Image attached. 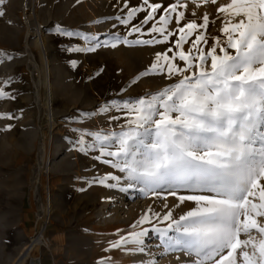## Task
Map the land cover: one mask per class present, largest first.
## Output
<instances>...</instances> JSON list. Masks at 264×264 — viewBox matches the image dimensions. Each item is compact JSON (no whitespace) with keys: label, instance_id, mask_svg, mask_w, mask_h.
I'll use <instances>...</instances> for the list:
<instances>
[{"label":"rangeland","instance_id":"obj_1","mask_svg":"<svg viewBox=\"0 0 264 264\" xmlns=\"http://www.w3.org/2000/svg\"><path fill=\"white\" fill-rule=\"evenodd\" d=\"M40 1L38 17L51 68L52 122L47 116L42 58L32 29L29 31L26 20L12 15L11 0L0 5L4 11L0 16V53L11 57L0 61V87L12 78L4 87L11 98L0 100V113H10L13 117L0 119V264H14L38 232L44 233L45 241L31 251L26 264H36L38 258L43 264H122L130 254L128 245L113 248V242L147 227L144 241L152 246L155 236L161 237L153 228L167 227L168 222L162 223L155 216L151 223L138 225L143 215L156 213L162 218L166 211H171L174 218L179 217L183 214L178 206L180 202L172 200L202 193L175 189L176 195H171V190L164 189L157 190L159 195H153L145 193L139 185L129 187L126 179L119 181L127 185V191L120 193L119 184L106 187L95 182V178L109 173L119 177H124V173L98 159V148L81 152L78 143L81 130L104 134L126 130V110L112 107L109 102L145 97L178 82L180 75L141 74L154 63L157 53L167 52L171 57L178 51L175 47L178 28L193 20L203 23L205 13L209 24L206 31H199L204 32L207 44L199 46L207 51L215 37L223 41L220 29L224 17L217 9L230 0H217L216 4L180 0L181 4H187V9L178 8L185 11V19L178 25L173 14L168 29L175 35L167 43L126 45L121 42L115 48L97 47L93 52L71 51L90 46V42L80 35H64L61 30L97 36L101 43L114 37L129 41L154 36L159 39L158 34H149V29L176 0H149L161 8L148 24L141 23L150 11L143 0ZM141 6L147 10L137 12L128 24L117 19L126 18L130 9ZM135 26H140L143 34L132 32ZM193 40L195 34L183 45L185 52L192 47ZM175 63L184 67L178 58ZM104 106H108V111H99ZM8 125L12 127L6 131ZM84 139L86 143H94L92 137ZM46 156L47 159L52 156L49 170L44 167ZM116 183L108 181V184ZM185 202L191 208L195 206L194 202ZM115 216L124 221L118 222ZM258 219L264 223V217ZM163 258L158 255L159 260Z\"/></svg>","mask_w":264,"mask_h":264},{"label":"snow or ice","instance_id":"obj_2","mask_svg":"<svg viewBox=\"0 0 264 264\" xmlns=\"http://www.w3.org/2000/svg\"><path fill=\"white\" fill-rule=\"evenodd\" d=\"M5 2L0 0V5ZM203 2L216 4L217 0ZM143 5L150 11L141 23L148 24L161 5L149 0H143ZM181 7L187 9V4L176 0L151 26L149 34L156 33L159 39L154 36L129 41L114 37L101 43L97 36L67 30L61 33L80 35L90 42V46L70 49L76 52L115 48L121 42L167 43L175 35L168 29L173 14L178 25L185 19V11H178ZM147 9L132 8L126 18L117 19L128 24L137 12ZM217 12L224 17L220 29L223 41L215 37L207 51L199 46L207 44L204 32L199 31L207 30L206 13L203 23L193 20L179 27L175 41L178 51L171 57L167 52L157 53L154 63L141 74L180 75L178 82L145 97L109 102L112 107L126 110L127 129L108 134L81 130L79 150L98 148V159L124 173V177L109 173L95 178L106 187H116L126 179L129 187L139 185L153 195L164 189L171 190V195H176L175 189L202 193L178 196L181 204L190 201L195 205L178 218L171 211L162 218L146 213L137 222L151 223L152 216L168 222L166 228H153L161 234L164 251H181L193 257L192 264H264V223L258 219L264 217V0H230ZM132 32L143 34L140 26L133 27ZM194 34L192 47L185 52L183 45ZM5 57L11 59L0 53V61ZM177 58L184 67L175 63ZM11 81V77L5 80L4 87ZM4 87H0V100L11 98ZM99 111H108V106ZM12 118L10 113H0V119ZM85 136L92 137L94 143H86ZM109 180L117 183L108 184ZM147 232L142 229L122 236L112 247L132 244L136 246L132 250L144 252Z\"/></svg>","mask_w":264,"mask_h":264},{"label":"bare ground","instance_id":"obj_3","mask_svg":"<svg viewBox=\"0 0 264 264\" xmlns=\"http://www.w3.org/2000/svg\"><path fill=\"white\" fill-rule=\"evenodd\" d=\"M11 2H12V7H11L12 15L18 20H26L29 31L30 29H32V33L36 39V44L39 48L41 58H42V74L44 78V83L47 88V97H46V102H45L47 110H48L47 116L50 122H52L54 114H53V92H52V82H51V68L49 64L50 61L48 60V56H47L45 40L43 38L42 25L39 22V17H38V9H39V5L41 1L40 0H11ZM47 157L48 156H46L44 159V167H46L49 170V167L52 164L51 163L52 156L48 159ZM124 184L125 183L121 182L118 185V190H117L118 192L121 193L122 188H127L126 187L127 185L125 186ZM167 197H170V196H167ZM152 199L153 197H151L150 201ZM177 199L178 198H174V200L172 201L175 202ZM178 201L179 200H177L176 202L178 203ZM178 206H180L181 213H185L189 208H191L190 205L187 204L186 202H184L183 204L178 203ZM176 211H179V210L176 209ZM176 214H179V213L176 212ZM135 215L136 213L133 210L131 216L134 217ZM177 217L178 216H176L175 218ZM114 218L120 223L124 221L122 220V218H119V216H115ZM143 229L148 230L147 227ZM141 230L142 229H138V230H135L134 232H139ZM169 235H172V233L170 232ZM146 238H147V235L143 239L145 240ZM44 241H45V236L43 232H38L37 234H35L31 238L30 243L27 244L23 248L21 254L17 257L14 264H26L28 259L30 258L31 251L38 245L42 244ZM135 247H136L135 245L128 244V249L130 250V254L122 262V264H192L193 257L185 255L181 251H172V252L164 251L161 237L156 238L155 236L152 246H147L146 243H144V248H145L144 252L132 250ZM159 254L163 255L164 258L159 260L158 259ZM36 264H43L42 260L38 258L36 261Z\"/></svg>","mask_w":264,"mask_h":264}]
</instances>
